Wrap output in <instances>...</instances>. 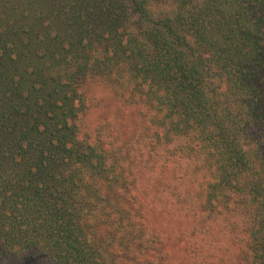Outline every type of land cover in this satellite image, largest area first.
Instances as JSON below:
<instances>
[{
  "label": "trees",
  "instance_id": "1",
  "mask_svg": "<svg viewBox=\"0 0 264 264\" xmlns=\"http://www.w3.org/2000/svg\"><path fill=\"white\" fill-rule=\"evenodd\" d=\"M93 79L140 103L134 138L81 135ZM151 176L264 264V0H0V264H164Z\"/></svg>",
  "mask_w": 264,
  "mask_h": 264
},
{
  "label": "rangeland",
  "instance_id": "2",
  "mask_svg": "<svg viewBox=\"0 0 264 264\" xmlns=\"http://www.w3.org/2000/svg\"><path fill=\"white\" fill-rule=\"evenodd\" d=\"M82 89L87 109L78 122L81 135L90 134L99 125L105 126L122 141L132 139L139 134L143 127L139 102H127L124 95L119 96L123 94L122 92L117 91V93L99 79L85 82ZM156 177L151 176L149 181L143 178L135 193L149 229L166 241L163 250L165 259L162 262L164 264H231L224 254L231 252L229 250L231 247L227 245L228 241H224L223 235L215 241L207 238L205 226L196 225L198 213L195 214V210L193 212L182 208L179 210L173 196L164 195L160 191L161 187Z\"/></svg>",
  "mask_w": 264,
  "mask_h": 264
}]
</instances>
